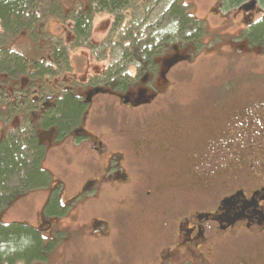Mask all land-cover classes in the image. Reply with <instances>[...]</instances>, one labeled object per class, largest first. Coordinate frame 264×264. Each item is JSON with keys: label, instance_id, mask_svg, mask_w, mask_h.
<instances>
[{"label": "flooded vegetation", "instance_id": "flooded-vegetation-1", "mask_svg": "<svg viewBox=\"0 0 264 264\" xmlns=\"http://www.w3.org/2000/svg\"><path fill=\"white\" fill-rule=\"evenodd\" d=\"M214 4L225 24L219 28L230 33H209L204 21L209 35L201 41L228 37L226 56L234 69L225 80L229 85L215 88L212 100H165L180 93L173 84L184 75L178 68L193 66L197 48L184 41L165 47L156 70H144L136 92L95 84L107 79L104 74L91 76V88L79 95L76 81L85 76L71 75L70 62L57 64L49 76L11 78L0 69V86L6 88L0 110L12 123L8 131L0 128V141L9 131L36 140L43 149L41 165L52 178L42 188L48 197L36 227L55 244L48 262L56 253L58 264H64L68 246L82 240L88 248L78 250L69 264L91 258L94 264H264V0ZM12 39L3 42L0 36V47L7 49ZM191 46L196 53L189 55ZM176 54L190 60L163 79V61ZM98 88L109 93L87 101ZM140 90L146 91L141 103ZM124 93L129 104L122 101ZM100 95L113 97L136 118L117 127L114 122L111 129L90 126V131ZM149 97L154 99L146 102ZM66 98H80L85 109L78 121L61 128L53 117ZM150 119L155 127L138 132ZM48 158L61 163L60 179L45 168ZM143 231L149 241L142 240ZM114 244L120 249L109 261L105 257Z\"/></svg>", "mask_w": 264, "mask_h": 264}, {"label": "trees", "instance_id": "trees-1", "mask_svg": "<svg viewBox=\"0 0 264 264\" xmlns=\"http://www.w3.org/2000/svg\"><path fill=\"white\" fill-rule=\"evenodd\" d=\"M87 1L88 5L82 10L75 8L74 10H77L73 12L72 7L70 8L75 16V36L73 41L71 40L70 48L66 44L59 47L55 43L50 56L45 58L42 52H47V49L36 44H31V49L35 48L27 53L12 51L8 46L6 49L1 45L0 69L11 78L18 75L30 77L51 75L52 68H57V64L67 65L70 62L69 49L83 45L85 40L90 38L97 15L107 14L117 18L112 26L110 40L118 37L119 42H110L121 49L118 63L122 65L120 64L116 72L110 74L107 79L96 80L94 83L98 85L104 81L110 84L118 80L116 87L121 91H127L144 70H156L154 64L163 55L167 45H177L181 41L195 43L199 51L203 44L201 39L207 32L204 21L191 16L181 0H166L165 5H162L163 2L158 9L154 0ZM44 5L43 0H0L1 40L7 42L9 38L17 37L25 31L32 40L34 36H39L37 34L42 33L46 18L52 15L50 8H45ZM132 10L134 20L125 27L124 34H121L124 16ZM129 65L130 68L135 66L137 69L136 76L125 72ZM30 68H33V73H28ZM5 92L6 88L0 86V94ZM79 102L80 98L76 101L64 99L53 120L59 122L61 128L78 121L85 109ZM42 158L43 149L33 138H28L21 131L4 133L0 141V216L18 197L50 185L52 178L44 171L41 165ZM52 204L51 209L55 203ZM23 233L30 234L34 243L14 255H0V264H34L47 261L48 254L54 249L55 244L47 241L36 227L23 224L6 225L0 220V240H7L12 235L19 236Z\"/></svg>", "mask_w": 264, "mask_h": 264}, {"label": "rangeland", "instance_id": "rangeland-1", "mask_svg": "<svg viewBox=\"0 0 264 264\" xmlns=\"http://www.w3.org/2000/svg\"><path fill=\"white\" fill-rule=\"evenodd\" d=\"M45 2L44 7L50 8L52 15L49 18H46L45 24L43 25V31L39 36L35 37L33 41L27 31L20 33L17 37H14L9 44V47L15 51L26 53L32 51L35 47L31 49V44H36L40 48H46L47 52L44 51L45 58L49 57L51 54V49H53V44L56 43L61 47V45H71L69 44L71 40L73 41L75 32V22L74 15L70 8L72 7L73 12H76L77 9L82 10L86 5H88L87 0H43ZM153 1V0H152ZM156 2L157 9L160 5H165L166 0H154ZM182 3L188 8L189 14L199 20H203L209 26V33H217L220 32L223 35H229V28H219L224 27L225 24L222 23L217 17V14L214 13V1L215 0H181ZM153 6L154 3H153ZM52 7V8H51ZM77 8L76 10H74ZM216 8V7H215ZM215 12L221 13L220 8H216ZM157 12V11H156ZM216 12V13H217ZM127 16H124L123 19V27L120 28V33L124 34L125 27L129 26V24L134 20V11H130L126 13ZM124 15V14H123ZM27 21V18L26 20ZM117 21V18L112 15L100 14L97 15L93 22V30L88 40H85V43L81 46H77V48L69 49L70 54V65L75 69L72 70V74L76 71L83 73L84 80L81 78L79 81H76V91L79 95L85 94L91 87L90 79L98 78L106 74V78L109 77L110 74L115 73L116 69L119 68L122 64L118 63L119 57L121 55V49L117 48L114 43L119 42L118 37H115L110 40L112 33V26ZM32 32L36 33L34 30ZM2 34V30L0 27V35ZM209 34L205 36L208 37ZM42 37V39H41ZM10 39V38H9ZM8 39V41H9ZM31 39V41H30ZM41 39V40H40ZM206 39V38H205ZM204 39L203 44H201V48L196 53V49L193 46L190 48L192 52L189 55L196 53L194 61L191 63L193 66L185 65L178 68V73L184 74L180 80L173 79V84L179 85L178 91L180 93H176L174 96H170L165 100L168 101H203V100H212L213 96L216 95L214 90L223 84L228 86L225 82L226 79L229 78L231 71L234 68L230 67L229 59L227 55H230L229 48L227 45L228 37L222 38V40H213L208 41ZM40 40V41H39ZM39 41V42H38ZM110 41H113L112 43ZM92 45V46H90ZM69 46L68 48H70ZM199 47V46H198ZM183 50H187L182 48ZM173 50V49H172ZM171 48L169 52H167L166 56H169L172 52ZM194 50V51H193ZM41 53V54H42ZM40 54V55H41ZM220 54H225L221 55ZM121 64V65H120ZM120 65V66H119ZM135 66H128L127 70L129 74L133 76L137 75V71L134 70ZM236 70V69H235ZM237 71V70H236ZM146 71L140 73L138 75L137 80L129 87L130 91L128 92H136L138 88L141 86V79L144 76ZM240 74V73H238ZM88 75V77H87ZM68 76V75H66ZM105 76V75H104ZM174 77L177 78L175 75ZM231 78V77H230ZM229 78V81H230ZM61 79V78H60ZM118 80L114 83H110L111 85L104 84V86H108L111 88L114 84H116ZM208 92V93H204ZM210 91V92H209ZM126 95V93H124ZM208 95V96H207ZM207 96V97H204ZM3 98V97H2ZM6 98H3V101ZM96 108L95 115L90 121L88 125V129L93 131L96 129L102 130V128H112L114 122L116 123V127L119 125H123L125 122H130L136 118L134 113L129 112V110L124 107L118 105L119 102L109 95H100L96 98ZM1 102V101H0ZM104 107H108L110 109H104ZM90 110V109H89ZM93 111V112H94ZM5 112L0 110V128L5 130H9L12 127V123L9 124L11 118L5 117ZM17 120L14 119L13 122ZM94 130H92L91 128ZM155 125L153 121L148 120L139 126L138 132H148ZM15 133V132H14ZM45 168L49 169L54 175L53 178L60 179V175L62 172L61 163L58 160L49 161V158L44 162ZM54 179V181H55ZM48 191L47 189H39L38 191H34L29 193L28 195H23L18 197L13 201V203L9 206V208L3 212L2 214V222L6 225L8 224H23L26 226L37 227V215L41 212L42 206L47 202ZM46 199V200H45ZM46 204V203H45ZM44 204V206H45ZM145 232V231H143ZM153 233V231H151ZM150 234V232H149ZM150 235L142 236V240L149 241ZM83 243V244H82ZM85 242L82 240H78L74 243V245H69L67 254V258L63 261L64 264H69L73 259H76L78 250H85L86 247L84 245ZM73 246V247H72ZM120 246L118 244H114L113 250H110L105 259L112 261L114 257L117 255ZM56 253L52 254L50 257V261L44 262L43 264H58L59 259H56ZM95 259H87V261L80 260V263L85 264H94Z\"/></svg>", "mask_w": 264, "mask_h": 264}, {"label": "water", "instance_id": "water-1", "mask_svg": "<svg viewBox=\"0 0 264 264\" xmlns=\"http://www.w3.org/2000/svg\"><path fill=\"white\" fill-rule=\"evenodd\" d=\"M190 60V56H186V55H179L176 54L172 57H167L164 61H163V71L161 72V76L163 79L166 78V75L168 74V72L170 71L171 68H173L175 65H177L180 62H184V61H188ZM109 93V91H106L102 88H98L95 89L91 92L88 93L87 95V101H90L94 96L99 95V94H107ZM146 91L144 90H140L139 92V96L140 98L138 99V102L141 103L142 100H144V95H145ZM154 99V97H149L147 98V100H145L146 102L150 101L151 99ZM122 101L124 104H129L130 103V97L129 94L125 95L124 97H122Z\"/></svg>", "mask_w": 264, "mask_h": 264}, {"label": "clouds", "instance_id": "clouds-1", "mask_svg": "<svg viewBox=\"0 0 264 264\" xmlns=\"http://www.w3.org/2000/svg\"><path fill=\"white\" fill-rule=\"evenodd\" d=\"M34 243L30 234L23 233L19 236L12 235L7 240H0V255L11 256L17 252H22Z\"/></svg>", "mask_w": 264, "mask_h": 264}]
</instances>
